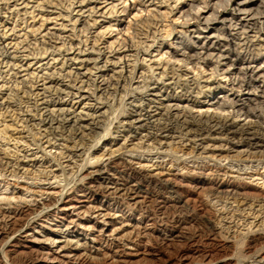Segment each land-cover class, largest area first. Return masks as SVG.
<instances>
[{"label": "bare ground", "instance_id": "1", "mask_svg": "<svg viewBox=\"0 0 264 264\" xmlns=\"http://www.w3.org/2000/svg\"><path fill=\"white\" fill-rule=\"evenodd\" d=\"M95 1L0 0V120L11 123L0 131L2 139L10 129L8 142L26 143L20 137L25 128L36 130L37 144L59 137L64 152L58 159L79 178L77 188L48 189L31 201L22 199L26 190L17 182L0 181V264H264L263 225L249 227L237 251L236 237L222 235L219 226L231 212H215L203 198L249 208L264 202V188L249 191L241 173L234 177L221 165L229 159L264 163V0H175L162 20L179 14L169 22L182 31L146 24L143 35L153 41L134 50L135 26L151 16L161 19L146 3L170 0H120V13L130 19L108 26L117 44L106 49L133 54L114 62L88 34L97 23L93 15L111 16L117 6L105 12ZM49 7L59 10L52 19L63 20L56 31L46 25ZM159 33L177 42L158 43ZM23 43L33 47L25 63L16 56ZM163 46L172 50L163 52ZM153 47L158 59L145 67L139 54ZM9 72L14 87H6ZM215 91L223 95L211 99ZM115 103L121 112L112 120ZM102 139L104 151L92 162ZM36 149L43 155L41 146ZM141 149L170 159L140 161L132 152ZM175 151L182 156L172 160ZM120 152L126 158L112 161ZM0 155L9 158L5 150ZM2 161L13 178L35 165ZM251 173L264 180V171Z\"/></svg>", "mask_w": 264, "mask_h": 264}, {"label": "rangeland", "instance_id": "2", "mask_svg": "<svg viewBox=\"0 0 264 264\" xmlns=\"http://www.w3.org/2000/svg\"><path fill=\"white\" fill-rule=\"evenodd\" d=\"M144 1H147V0H144ZM163 1H167V0H163ZM11 2H12V0H11ZM11 2H10L9 6H11ZM174 2H175V0H170L168 2V4H164V3L162 4V3H157V1H155L154 4H151V6H150V2L146 3V6L152 11V13L154 15L155 14L156 15L159 14V16H161V19L160 18H156V17L153 18L151 16L152 18L150 17L148 19L149 21H146V23H144L145 22V18H144V20H141L138 23V25L135 26V30L134 31L137 34L134 37V39L131 40V44L133 45V48L130 49V50H134L136 48L134 46L139 45V43L142 44V47H146V46H149L151 44V42L153 41L152 38L146 39L144 37V35H143V33H145V31H146V28L143 27V26H145L146 24L150 23V25H151L150 28L153 29L154 26H152V23H154V24L158 23V27L162 23V25H170V27H172L173 29H176L175 31H182V29L180 27H178L177 25H173L172 26V24L170 23L171 21L176 19L179 16V14H176L177 15L176 16V15L171 13L169 15V18H168L169 20H167L168 22L170 21L169 23L167 21L164 22L163 21L164 19L162 20V17H164V16H162V13L164 11H166L168 13L170 11V8L175 6ZM179 3L180 2L178 1L176 5H178V7L180 8V7H182V4L180 5ZM185 3L188 4L189 1L186 0ZM95 5H97V7H99L101 5L102 8L106 6V11L105 12H107L108 9H110L112 7V5H116L117 8L114 10V12H115V13H113L114 15L113 14L111 16L106 15V16L102 17V16H100L97 13L96 15H93V17H91L90 20L92 21L93 19L96 18L97 23H95V25L92 27V29H90V34H88V37L90 38V40H94L93 38H95V37L99 38V40H100V42L98 43L99 44V48L101 49V51H105L104 52L106 54L105 57L108 58V60H110V61L114 62V61H116L118 59L119 56H123L124 54L130 56V60H132L131 59L132 58L131 55L133 53L132 52H126V50H127L126 48L125 49L122 48L119 51L116 48L117 51L115 50L114 52H112V50L106 49V48L109 47L110 43L115 42V44H117V41L115 40L116 39V36H115L116 33L115 32H111L108 26L112 25L113 27H117L116 24H117L118 21L123 20L126 23L127 20L130 19V16H125V14H123V13L121 14L120 13V11H121V9L123 7V5L121 4V1L120 0H108V1L104 2L103 0H96L95 3H94V6ZM2 6L3 5L0 4V8H2ZM166 8H168L169 10H167ZM186 9L187 8L185 7L184 10H186ZM46 11L49 14H51V16H49V17H51V19L55 18L57 16V14L59 13V10H55L52 7L46 8ZM38 12L39 11H36L34 13V15H37ZM43 14H44V12H43ZM1 15L3 16L2 13H1ZM7 15L8 14H6V16ZM41 15L42 14H39L38 17L35 18V22H37L40 19ZM86 15L87 14H85V16ZM98 16H100V17H98ZM131 17H132V15H131ZM157 17H158V15H157ZM111 21H113V22H111ZM62 22H63V20H61L60 18H57V21L55 19H52L51 22L49 21L46 25H47V28L50 29L51 31H56V30L59 29V24H61ZM31 23H32L31 20H28V24L27 25H29ZM55 23L57 25H54ZM20 26H21V29L25 28V25L22 26V24H21ZM122 28H124V26ZM16 29H17V32L19 31L18 33H16V36L19 35L18 36L19 38L22 37L24 32L20 31L19 30L20 28H18V27ZM135 32L133 34H135ZM133 34H131V35H133ZM160 34L162 36H160ZM163 37L165 38L163 33H159V35L157 36L158 43L163 41V42L175 44L177 42L176 40L172 39L174 37V35L170 37L169 41H164ZM11 39H13V37ZM22 39L23 38H21V40ZM28 40H30V39H28ZM185 42L188 44V41L185 40ZM32 43L33 42L31 41V44ZM0 46H1V42H0ZM22 46H23V48H21L19 50V52L17 53L16 56L17 57H21V59H22L21 61H23L22 63H25L27 61V59H25L26 57H24V56L27 55L32 50L33 47H32V45H30L29 48L24 49V48L27 47L25 43L20 45V47H22ZM158 46H159V44H156V47H158ZM156 47H153V51H151L149 53V55L139 54L140 59H143V64H144L145 67L148 66V65H152V63L158 59L157 57H155L157 55V52H156L157 48ZM113 48H114V46H113ZM161 50H163V52H170L172 49L166 48V46H163ZM161 50H159V51H161ZM35 53H36V51H35ZM259 64H262L261 61H259ZM107 68H108L109 71L112 68V66H110V62L108 63ZM115 68H117V66H115ZM6 70L7 69H5L3 71H6ZM118 70L119 69H117V71ZM11 73L12 72H9V75H5V74L3 75L4 80L7 83L6 87H14L13 82L15 81V79L12 78V74ZM157 73H158V71L155 72V74H157ZM24 74L25 73H20L19 74L20 76L17 77V78L19 79V78L24 77L23 76ZM207 74H209V73H207ZM109 75H111L110 72H109ZM146 76H147V74H146ZM25 78H27V77H25ZM1 80H3V79H1ZM17 81L20 82V80H17ZM26 82H28V79H26ZM135 82H137V80ZM26 84H27V87H30V85L28 83H26ZM39 85H40V83H39ZM19 87H22V85H20ZM133 87H136V83L134 84ZM220 93H222V91H215V93L213 94L211 99H213L215 97H218L220 95H223V94H220ZM209 100H210V98H207L205 100L206 103ZM29 105H32V104H29ZM184 105L185 104H180V107H183ZM204 109H206V108L203 107V111H204ZM120 112H121V109H119L118 104L115 103V105H113V107L111 109V114H110L109 118L110 119L113 118L112 120H115L116 118H118L117 116L120 115ZM21 117H24V116H21ZM242 120H243V118L239 119V121H242ZM9 124H11L9 119L5 120L4 122H3V120H0V131H2L4 129L5 125H9ZM18 126H20V127H17V130L19 131L22 128H21L20 124H18ZM29 129L30 128H28V129L25 128L21 132L22 134L20 135V137H23V141H25L26 143H18L17 145H15L16 141H9L8 142V140H7L8 136L11 134L10 129H9L7 135L4 136L5 139H2L3 136L0 133V141H1L0 142V149L1 150H5V152H7L8 155H9L8 159H3V157L0 155V159L3 160L2 161L3 163L7 162V163H11V165H13L15 160H18L19 164H23L24 165L25 162H27V161L35 160V162H34L35 165L34 166L32 165V163L29 162L30 163L29 167H25L24 168V171L27 168H28V171H26L25 173H24V171H20L18 173V175H16L17 176L16 178L11 177L12 174H10V171H12V168H9L8 169L9 172L7 173V172L3 171L2 168L0 167V181L4 180L6 178L5 180L9 181L11 183L17 182L18 183V185H17L18 188H21L22 190H26L25 192H23L24 194L22 195V199L25 200V201H31L32 199L37 198V196L40 195V192L48 191V189L49 190L50 189H55V191H57L60 188H65V189L77 188L79 186V183L77 181V180H79V178H77L78 177L77 176L78 173L76 171V168L73 169L72 168L73 166L66 167L67 164L63 163L66 160L65 161L61 160L60 161L58 159V157L60 158V153L64 152V150H62V146H61L62 144L64 145V142L61 141V139L58 137L57 139L50 140V145H46V144H43V143L37 144L39 142H38V138H37L38 135L36 134L37 133L36 130L35 131H29ZM34 132H35V134H34ZM16 133H17V131H14L13 135H14V137L18 138L19 135H17ZM32 133H33V135H32ZM31 140L32 141L36 140V141L35 142L33 141L31 143ZM103 140L104 139H102L100 141V143L98 144V149L95 150V151H92V154L90 156V159H93L92 162H95L94 160L96 158H98L103 153L104 148H105L104 143L102 144ZM106 140H107V138H106ZM27 143H28V145H31V146L28 147ZM34 143L36 144V146H35ZM38 145L41 146V149H42V151H44V153L47 152V153H45L46 154L45 156H44V153H43V155H41V153H38L39 151L36 149V147ZM67 145L71 146L70 143H68ZM145 150L146 149H141V150H138L136 152H132V156L133 157L135 156L134 158H137L140 161H144V162H146V161L149 162V160H151L152 162H155V161H162V160H169L170 159L169 157L162 158L165 155V153H163V152H162L163 155L161 154V155L157 156L155 154L156 151H154V150L152 151L151 150L149 152L148 150H146V151ZM175 152H177V151H175ZM35 153H37L36 155H34L35 157L32 156V154H35ZM172 154L174 155V158H172V160H176L175 159V155L177 156V158H181V156H182L181 155L182 153H178V152L177 153H172ZM14 156H16V157H14ZM122 157L126 158L125 154L120 152V154L119 153L115 154L114 157L111 158V160L115 161V162H119L121 159H123ZM185 158H187V157H185ZM185 158L183 156L182 159H185ZM55 159H57V160H55ZM104 159L106 160L107 157H105ZM105 160H103L102 162H104ZM80 161L81 160H79V162L78 161L76 162L78 166H80V163H81ZM56 163H58V164H60V163L62 164L63 163L61 165V167L64 168V169H62L60 166L58 167L57 166L58 164L56 165ZM260 163L261 162H256V163H253V164L252 163H244V162H239V161H235V160H231L230 161V159H229V160L222 161L221 165H223V166H225L227 168L229 167L228 169H230V170L233 169L232 171L234 172L233 173L234 177H237V175H238L237 173H241L242 174L240 176V178L242 180L241 182L247 184V186L250 187L249 191H259L260 189L264 188L263 187V181L264 180H262L261 177H257V176L251 177L250 175L252 174L251 172L256 170V169L260 170V172L264 171V163L263 164H260ZM22 167H24V166H22ZM59 168L62 169L63 171H61ZM48 171H52L51 173L54 174L55 176L52 175L51 173L47 174ZM235 172H237V173H235ZM245 173H249V175H245ZM20 176H21V178H18ZM53 177H57V178H55V180H54ZM17 179H18V181H17ZM2 185L3 184H1V187H2ZM16 196L17 197H21L20 194H17ZM203 198H204L205 204L208 206L209 209H212L215 212L219 211V209L220 210H225L226 213L228 212L227 214H229L231 212L230 215L231 214L234 215L231 219H229V217H230V215H229L226 220L220 221V224L219 223L218 224L221 227V231L223 230V232H224V233L222 232V235L227 234V235H231V236H235L236 237L235 245L238 248L237 251H241V248L245 244V239H244L245 237L244 236L247 233L249 227H251V229L252 228L253 229H257L258 227L261 228L262 225L264 227V202H261V201H258L256 203L254 202V205L251 208H249L248 206L236 207V204H232L230 202L229 203H227V202L225 203L223 200L222 201H217L215 199H211L210 200L209 198L204 197V196H203ZM205 199H209L211 202L209 200H205ZM214 203H216L218 206L216 204H214ZM221 206H224V208L221 207Z\"/></svg>", "mask_w": 264, "mask_h": 264}]
</instances>
